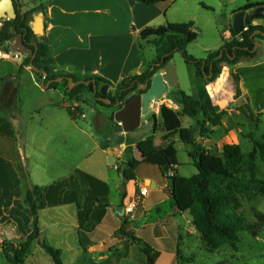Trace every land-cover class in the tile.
<instances>
[{
    "label": "crops",
    "instance_id": "obj_1",
    "mask_svg": "<svg viewBox=\"0 0 264 264\" xmlns=\"http://www.w3.org/2000/svg\"><path fill=\"white\" fill-rule=\"evenodd\" d=\"M226 1L229 6L223 36L228 42L232 39L235 14L248 3H264V0H247L243 4H237L239 0ZM17 3L23 13L41 6L46 8V14L42 12L44 35L57 71L79 77H102L113 84L109 90L115 92L124 79L141 75L157 59L151 40L139 39L143 30L166 22H193L197 40L200 36L195 20H175L170 14L172 8L166 3L146 5L135 0H17ZM253 25L264 26V19L256 20ZM146 45L154 46L150 52L156 51L151 60L147 57ZM11 47L23 56L21 60H0V243L8 241L18 246L32 233L33 216L23 196L30 186H38L43 193L39 203L40 228L47 244L62 251L64 264H147L139 245L123 234V230L133 233L153 249L155 264H198L197 251L208 250L190 213L180 212L175 206L168 178L174 173L166 178L155 166L152 167L157 169L142 173L139 168L144 163L136 170L134 181L125 182L119 173V168H126L131 159L143 161L147 157L139 147L145 136L136 137L141 128L149 124L147 117L153 120L150 123L152 134L157 121L156 146L167 144L160 111L163 105L170 108L173 104L176 108L171 109L182 112L181 93L185 91L179 90L175 101L168 93L169 89L178 90L179 80L176 87H169L162 97L151 102L149 111L140 114L138 128L132 131L126 130L124 117L112 122L111 118L120 112L118 106L93 103L100 123L94 128L81 103L68 101L63 85L56 89H50V85L45 88L43 82L45 86L49 83H45V76L40 80L38 71L24 65L29 54L19 45ZM260 52L261 58L257 61L242 60L233 68L224 64L221 76L207 87L214 105L227 111L222 125L214 128L210 138L199 137L197 122L201 116L193 119L182 115V126L194 128L198 142L208 149L221 151L225 144L240 143L236 136L243 131L233 115L241 108L250 104L255 115H264V51ZM158 73H164L163 69ZM233 73L240 76V96H236ZM23 90L36 102L49 94L57 95L58 99L50 98L23 121L20 98ZM133 95L135 93L128 99ZM84 97L94 99L93 94ZM71 106L82 109L78 119L71 117L68 111ZM126 108L127 102L123 110ZM247 114L250 116L248 109ZM187 117L190 119L185 126ZM116 121L122 126L120 132H115ZM178 140L176 135L171 142L177 147ZM211 143L214 148L208 145ZM20 167L29 172V185H25ZM177 173L180 174L179 166ZM141 188L148 189L143 204L130 215L119 213L118 209L125 208ZM102 206L107 207L105 214L93 217L81 230L78 212ZM124 219L128 221L126 226H123ZM33 247L34 254L24 264H54L38 242ZM184 250L191 256L186 257ZM0 254L7 261L3 252Z\"/></svg>",
    "mask_w": 264,
    "mask_h": 264
},
{
    "label": "trees",
    "instance_id": "obj_2",
    "mask_svg": "<svg viewBox=\"0 0 264 264\" xmlns=\"http://www.w3.org/2000/svg\"><path fill=\"white\" fill-rule=\"evenodd\" d=\"M13 1L17 17L13 20L3 21L0 30V46H5L16 38H20L22 47L29 54L24 65H32L34 70L38 71L40 79H43L46 73L45 83L51 81L50 89H56L63 85L66 88L65 95L69 102H94L95 105L108 107H114L119 103L120 112L111 120L114 122L115 119L124 117L127 131L135 130L140 124L137 107L128 97L133 93L144 94L139 87L144 86L150 78L172 63L176 53H180L188 64L193 65L198 83L197 95L181 93L182 112L165 105L161 107L160 114L163 128L166 131L164 141L167 144L161 147L156 146L155 132L158 130V125L155 121L154 133L139 143V147L147 153V157L143 161L131 159L126 168H119V173L125 182L134 181L136 180V170L142 163L158 167L164 176L174 173L168 178L171 181V194L174 197L175 206L180 212L190 213L193 225L201 234V240L210 252L218 251L226 245L236 248L237 244L241 242L242 232H248L255 238L260 237L264 232V212H256L255 222L249 223L241 211L244 200L253 201L258 197L264 199V177H260L262 174L261 165L264 168V137L261 139L250 137L253 147L249 152H245L240 144H225L221 151L208 149L204 144L198 142L194 128L182 126L181 117L186 115L198 119L201 116L202 119L197 122L199 137L208 139L214 134V128L222 125V119L227 111L220 110L214 105L207 87L221 76L224 64L233 68L242 60L253 62L258 59L259 51L253 52V50L256 40L264 39V35H257L254 38L252 35L258 30L264 33L263 25L249 24L241 34H236L232 28V39L218 51L210 53L206 59H196L187 52L188 45L198 38L197 33L193 31V22H166L157 28L143 30L139 34V39L142 41L151 40L150 43L157 50V59L141 75L128 77L119 83L116 96L111 97L109 94L106 96L112 101L110 105H106L99 101V98L103 96L99 91L95 92L93 84L88 86L80 83L69 90L67 79L73 78L75 82L94 81L98 87L101 84L113 86L110 81L99 76L79 77L56 70L46 36H37L30 27L35 13L41 11L46 14V8L41 6L35 11L23 13L21 9H18L17 0ZM135 1L146 5H159L166 0ZM260 6H264V3H248L241 10H254ZM222 52L223 57L218 59ZM232 77L237 87L236 96H240V76L233 73ZM59 78H63L64 82L57 83L56 80ZM86 93L93 94V101L84 97ZM126 102L127 108L123 110ZM247 109L252 121L257 123L258 115H255L249 106ZM68 111L73 119H78L82 109L80 107L68 108ZM176 135L190 147V157L198 171L192 177H185L177 173V167L180 165L179 151L171 142V139ZM19 170L25 185H29V172L24 167H20ZM42 196L43 193L38 186H30L24 192V203L30 208L33 216V231L18 246H5L4 254L10 264H24L32 253L35 242H38L51 256L54 264H64L61 250L51 247L46 241L40 242L42 231L39 203ZM106 208V206H102L98 209L79 211L80 229L83 230L93 217L99 214L103 216ZM123 222V226L128 224L125 219ZM122 233L139 245L147 257V264H155L154 251L149 245L135 237L133 233H128L125 230Z\"/></svg>",
    "mask_w": 264,
    "mask_h": 264
},
{
    "label": "rangeland",
    "instance_id": "obj_3",
    "mask_svg": "<svg viewBox=\"0 0 264 264\" xmlns=\"http://www.w3.org/2000/svg\"><path fill=\"white\" fill-rule=\"evenodd\" d=\"M246 1L247 0H239L237 4H243ZM164 3H166V5H168L170 8H172L170 14L172 17L174 16L175 20H180L184 22L189 20H195L197 22L196 28L200 32V36L198 40L188 45L187 52L189 55L195 57L196 59H206L209 53L217 51L220 46H224V44L227 42L226 40H224L223 36L226 24V8L227 6H229L227 1L225 2V0H166ZM207 7H209V9H207ZM256 42L259 43L260 46L257 50L259 51V56L257 60H259V57L261 58L260 51H264V39H257ZM8 45H19L20 48L22 47L20 38H16L14 41L9 42ZM146 48L147 57L151 60L153 57L156 56L155 49L150 52V49H153L154 46L150 45L149 47L148 45H146ZM172 63L176 66L177 73L179 76V83L177 88L178 90L169 89V97L175 101L176 98L179 97V90H183L190 95L196 94L198 91V83L194 66L188 64L180 53H176L174 55ZM28 94L29 92L27 93L26 90H23L20 95V98L22 99L21 117L23 121L27 119V117L31 114L32 110H37L38 108L43 107L47 100H49L50 98L58 99L57 95L49 94L42 96L44 99L42 98L41 101L38 100L36 102L34 100V97L29 96ZM108 94L111 97L116 96L115 91L109 90ZM93 103L94 102L81 103V108L85 112L89 124H91L94 128H98L100 126L99 114L96 111L95 105ZM250 106L251 105L249 104V108H251ZM237 107L238 106L236 105L235 109ZM71 108H74V106H71ZM101 110L107 111L108 109ZM188 119L190 118L187 117L184 120L185 126H187L188 124ZM233 119L240 124V127L243 131L240 136H236V140L240 142L239 144L242 145L245 152L251 151L253 145L250 137L253 136L256 139H261L262 137H264V115L262 117L258 115L256 117L257 123H254L251 117L247 114V107H244L233 115ZM146 121H148L149 124L144 125L141 128L140 132L136 135V137L145 136V138H147L152 134L150 123L153 120L151 117H147ZM208 145L211 148L215 147L213 143ZM177 148L179 151L178 159L180 163V175L185 177H192L197 174L198 171L194 166V161L189 156L190 147L185 144H182V142L178 140ZM139 169L143 173L147 170L157 168L142 164ZM261 169L262 174L260 177L263 178V165H261ZM165 177L167 178V176ZM128 194H130V192H128ZM241 212L246 217L247 222L254 223L255 213L264 212V199L258 197L256 200L253 201L244 200V206ZM5 246L15 247L16 245L8 241L1 242L0 251L3 252V254ZM197 252L199 254L197 255L200 256V261L198 262V264H264V232L260 235V237L257 238L251 236L248 232H242L241 242L237 244L236 248L232 245H226L220 250L214 252L202 251L201 249H199ZM44 253L48 257V259L52 261L51 256L45 251ZM32 254H34V251L27 257V259L29 257H32ZM184 254L186 257L191 256L190 253L186 250H184ZM0 264H9L4 259L2 254H0Z\"/></svg>",
    "mask_w": 264,
    "mask_h": 264
},
{
    "label": "water",
    "instance_id": "obj_4",
    "mask_svg": "<svg viewBox=\"0 0 264 264\" xmlns=\"http://www.w3.org/2000/svg\"><path fill=\"white\" fill-rule=\"evenodd\" d=\"M17 17L16 8L14 5L13 0H0V20H13ZM264 19V6L257 7L254 10H240L238 11L234 16L233 21V30L236 34H241L243 31L246 30V27L249 24H252L256 20ZM31 29L34 31V33L37 36H43L45 34V21H44V14L40 11L36 12L34 15V21L30 25ZM264 35V33L260 30L256 31L252 38H254L257 35ZM259 43H255V48L253 52H256L259 48ZM223 57V52L218 57V59H221ZM31 67L34 69V67L31 65ZM164 73H157L153 78H150L147 83L144 86H140L139 89L144 92V94H135L131 97L133 103L137 107L139 116L141 113H147L150 108V104L155 99H159L162 97L167 89L176 87V84L179 80L178 73L176 66L173 63H170L163 69ZM46 77V73L44 74ZM68 88L69 90H72L80 83H83L85 85H91L93 84L95 87V92H100L102 94V98H99V101L103 102L106 105H110L112 101L106 96L109 92V86L105 84H101L99 87L97 86L96 82L94 81H81V82H75L73 78H68ZM57 83H63L64 79L59 78L56 80ZM51 81L45 86L43 82V86L45 88H48ZM119 103L116 104L118 106ZM98 122V121H97ZM114 129L115 132H120L122 130V126L120 122L116 121L114 123ZM121 191L125 193V189L122 188ZM119 213L124 212V208L120 207L118 209ZM45 234H41L40 236V242H45ZM206 246V245H205Z\"/></svg>",
    "mask_w": 264,
    "mask_h": 264
},
{
    "label": "built area",
    "instance_id": "obj_5",
    "mask_svg": "<svg viewBox=\"0 0 264 264\" xmlns=\"http://www.w3.org/2000/svg\"><path fill=\"white\" fill-rule=\"evenodd\" d=\"M22 52L12 49L11 46L5 45L0 46V60H21ZM170 108H176L173 104L170 105ZM117 168V167H116ZM148 195L147 188H141L137 194H135L125 206L124 212L127 215L132 214L135 209L143 204L144 199Z\"/></svg>",
    "mask_w": 264,
    "mask_h": 264
}]
</instances>
